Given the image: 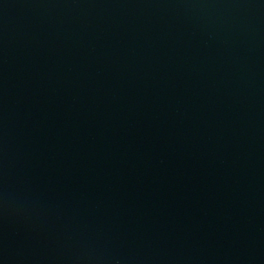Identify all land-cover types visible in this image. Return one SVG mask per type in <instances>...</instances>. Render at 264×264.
Instances as JSON below:
<instances>
[{"label": "water", "instance_id": "obj_1", "mask_svg": "<svg viewBox=\"0 0 264 264\" xmlns=\"http://www.w3.org/2000/svg\"><path fill=\"white\" fill-rule=\"evenodd\" d=\"M0 264H264V0H0Z\"/></svg>", "mask_w": 264, "mask_h": 264}]
</instances>
